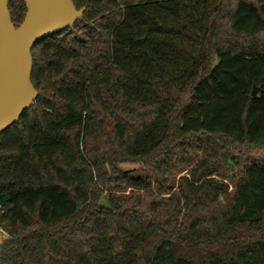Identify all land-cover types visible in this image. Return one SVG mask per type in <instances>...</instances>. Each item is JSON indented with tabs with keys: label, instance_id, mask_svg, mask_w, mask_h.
I'll list each match as a JSON object with an SVG mask.
<instances>
[{
	"label": "trees",
	"instance_id": "16d2710c",
	"mask_svg": "<svg viewBox=\"0 0 264 264\" xmlns=\"http://www.w3.org/2000/svg\"><path fill=\"white\" fill-rule=\"evenodd\" d=\"M72 2L81 20L32 48L37 100L0 135V264H264V164L230 153L264 149V0ZM8 10L21 24L23 0ZM108 114L113 177L143 192L103 204L86 140Z\"/></svg>",
	"mask_w": 264,
	"mask_h": 264
},
{
	"label": "water",
	"instance_id": "95a60500",
	"mask_svg": "<svg viewBox=\"0 0 264 264\" xmlns=\"http://www.w3.org/2000/svg\"><path fill=\"white\" fill-rule=\"evenodd\" d=\"M23 21L15 26L8 0H0V135L17 123L37 100L32 82V48L40 41L72 28L85 9L72 0H23ZM253 87L251 96L256 97ZM4 236L0 230V248Z\"/></svg>",
	"mask_w": 264,
	"mask_h": 264
},
{
	"label": "rangeland",
	"instance_id": "374dc122",
	"mask_svg": "<svg viewBox=\"0 0 264 264\" xmlns=\"http://www.w3.org/2000/svg\"><path fill=\"white\" fill-rule=\"evenodd\" d=\"M80 26H78L73 31L74 34H78V35L80 34L78 31V28H80ZM82 26H86L85 31L92 33V35H93L94 26L92 24H88V25L86 24L85 25V23H83ZM80 36H81L80 39H82V35H80ZM97 36H98L97 33H95L94 39H96V42H94V44H92V45H89V46H91V49L93 48L92 50H95L96 48L101 46L100 42H98V40H97L98 39ZM110 112L113 114V116H121V114L115 112L114 110H111ZM98 116H99V113H98ZM103 116H105V115H103ZM121 117L124 120V122L127 124L128 119L126 117H123V116H121ZM98 128H100V130H98ZM99 131H100L99 136L101 138H94V139L90 138L89 140H86V146H87V150H88L87 152H88L89 156L94 155V152H98V158L99 159L103 158L106 161L103 163L102 172H103V174H105V176L103 175V179L107 176V178H108L107 183L108 184H107V186L103 185L104 187L103 186L99 187V188H102V190H105V192L101 195L102 196L101 202L103 204H105V196L108 192H111L114 196H116L117 199L125 198V197L128 198L133 193H139L141 195L143 190H137V189L134 190V189L127 188L125 185L121 184L120 182H117L115 180V177H113V176H115L114 172H113V165H115L117 162H116V156L114 155V152H115V149H114L115 148V143H114L115 136H114L113 128H112V119L110 118L109 114H108V116H106V118H105V120L101 126L99 124L96 125V135L98 134ZM230 153H234V155L239 153L241 156L247 157V158L255 161L258 164H264V149H259V148L254 149V148H246L245 147V148H240V149H236V150L232 149L230 151ZM118 168L122 171H129L135 177L142 178L146 181L149 180L151 182L150 191L153 192L152 193L153 195H157L155 183H154V177L155 176L153 175V172L147 166H145L142 163H123L120 165L118 164ZM190 171L191 170H190L189 166L178 167L173 172L172 180H170L168 182V184L166 183V185H165V189H166L168 195L161 194V197L167 198L173 194H176L178 192L179 179L182 177H188L190 175ZM118 177L119 176H117L116 178H118ZM104 180H106V178ZM236 181H237L236 179L227 181L228 189H229V192L231 194L234 192ZM145 193H146V195H150L149 192H145ZM157 196H160V195H157ZM147 200H149V199H147ZM218 203L222 204L223 200L219 199ZM177 212H179L178 220H180L182 218L184 212H185L184 201H181L179 206H177Z\"/></svg>",
	"mask_w": 264,
	"mask_h": 264
},
{
	"label": "built area",
	"instance_id": "2783aa9c",
	"mask_svg": "<svg viewBox=\"0 0 264 264\" xmlns=\"http://www.w3.org/2000/svg\"><path fill=\"white\" fill-rule=\"evenodd\" d=\"M3 233V232H2ZM3 236H4V233H3Z\"/></svg>",
	"mask_w": 264,
	"mask_h": 264
}]
</instances>
